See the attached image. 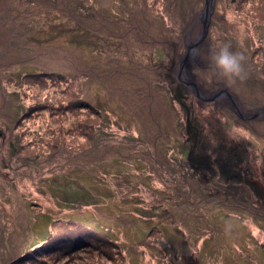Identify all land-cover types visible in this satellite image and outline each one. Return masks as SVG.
Instances as JSON below:
<instances>
[{
	"label": "rangeland",
	"instance_id": "rangeland-1",
	"mask_svg": "<svg viewBox=\"0 0 264 264\" xmlns=\"http://www.w3.org/2000/svg\"><path fill=\"white\" fill-rule=\"evenodd\" d=\"M63 1L85 12V23L70 22L68 28L52 12L55 0H5L0 6L3 61L14 54L8 42L18 44L10 42V33L30 31L19 38L24 45L18 51L24 52L26 61L0 75V264H8L6 253L39 243L53 220H62L54 226L58 229L75 220L108 234L122 249L126 264H264V217L253 208H241L251 190L245 185L230 187L220 178L207 184L210 177L197 185L185 159L195 127L191 118L196 120L194 139L205 150L218 142L245 147L252 179L264 194V127L258 136L257 124L264 113L242 120L226 95H218L224 90L246 117L264 108L259 89L264 87V57L257 64L248 55L260 46L252 45L261 40V31L241 22L230 0H214L207 35L195 49L199 55L189 53L188 47L202 34L206 0H201L198 9L189 13L181 9L174 12V20L165 18L166 25H156L166 41L158 34L154 50L136 48L129 41L128 47L110 40L122 26L120 7L112 0ZM156 1L160 2L147 4ZM237 1L239 6L240 0H233ZM96 10L98 18L91 19ZM155 11L162 15L160 3L150 7L146 19L151 20ZM182 22L187 25L179 33ZM90 25H98L101 37L87 32ZM255 26L264 31L263 25ZM78 27L84 34H75ZM221 38H228V45L243 54L246 76L235 83L216 77L208 86L204 81L211 55L227 44ZM43 42L52 45L38 50ZM61 49H69L68 55ZM33 50L40 56L29 52ZM42 66L61 75L48 74L44 83L43 77L30 80L23 75L44 72ZM112 75L121 77L119 94L105 85L113 83ZM191 82L201 95L217 98H197ZM170 86L191 97L195 107L190 117L169 92ZM79 97L90 109L96 105L97 111L88 108L84 115L72 111L82 102L71 105L72 110L68 104L65 115L50 117L57 114L50 107L64 108ZM224 189L248 191V196L227 201L219 196ZM56 241L57 247L65 242L64 237ZM57 250L45 264L94 259L93 254L76 253L68 258Z\"/></svg>",
	"mask_w": 264,
	"mask_h": 264
},
{
	"label": "trees",
	"instance_id": "trees-1",
	"mask_svg": "<svg viewBox=\"0 0 264 264\" xmlns=\"http://www.w3.org/2000/svg\"><path fill=\"white\" fill-rule=\"evenodd\" d=\"M54 1V0H52ZM160 2L156 1L153 3L152 6H149L147 4V0H112V3H114L117 7H120L119 10L121 12V27L116 30L117 33H115L114 36L110 37V40L114 41L116 40L117 42L121 43L122 45H127L128 47V41L132 43V45L136 48H140L141 45H145L146 47H149L150 49H153V45H156L158 43L156 36L161 33L163 35V38H165L166 41V36L164 35V32L162 29H157L156 25L165 24L164 19L169 22L172 19L174 20L173 14L176 11H179L181 13V9L184 11L188 10V13L190 12L191 8L192 11L197 8L196 5L201 3V0H159ZM191 1V2H190ZM5 2V0H0V6H3L2 4ZM105 3V2H104ZM110 3V2H109ZM160 3L163 13L162 15L159 16L158 12H154V15L151 13L150 17L151 20L146 19L148 16H145L146 12L150 9V7L154 8L155 4ZM230 4L234 3V9L237 13H240L238 15L236 13V17L241 20H245L252 24L251 28L253 27L255 30H260L261 34L263 36L260 37V39L264 43V31L261 30L259 27H256V24H260L264 26V0H240L239 1V6H238V1L233 2V0H230ZM52 12L56 13L59 20L64 23L68 28L71 26L70 22H75L76 26L82 22L85 23L84 21V15L85 12L81 11L80 9H77L78 7L71 5H68V3H65V1H57L55 0L54 3H52ZM202 5V4H201ZM198 9V8H197ZM100 11L96 10L93 13L90 14V18L96 20L98 18V14ZM54 13V14H55ZM197 13V11L195 12ZM165 14V15H163ZM2 14L0 13V17ZM153 16V17H152ZM218 16V14L216 15ZM245 16V17H244ZM18 17L16 18V21L18 20ZM107 19L116 22V20L112 19L111 17H107ZM73 20V21H72ZM0 21L1 18H0ZM157 21L156 24L153 22ZM78 23V24H77ZM19 24V21H17V25ZM155 25V27H154ZM187 25V23H181V28L179 33L183 30V27ZM213 26H217L214 24ZM211 26V27H213ZM147 27V28H146ZM89 30H87L88 33H93V37L95 39H98L100 36V31L98 25H90ZM82 28H75V34L77 35H82L84 33L82 32ZM153 30V31H152ZM32 31V30H31ZM90 31V32H89ZM30 32V31H29ZM27 30L25 31L24 29L22 31H19V35L16 36L14 33H10L12 35V38L10 40L11 43H16V47H14L12 44H9L10 49L13 51V55L10 58H6L7 61H3L2 58H4V53L0 54V75L2 72L4 74H7L8 71L11 68H14V66H19L20 64H23L26 60L23 58V53L21 54L19 49L22 48L21 45H24V40H19L24 38V36H27L29 33ZM21 36V37H20ZM50 37V36H49ZM0 38H1V32H0ZM222 40H226L225 45L229 44V39L228 38H221ZM47 40H50L47 39ZM261 40H256L254 45L252 46H257V44H260V46H257V48L253 49L248 55L254 59V62L258 64L257 59H261L262 56L264 57V44L262 43ZM28 45H32L31 42L26 43ZM40 44V43H38ZM49 45H52L50 42H43L41 45L37 46L39 47L38 50L47 48ZM148 45V46H147ZM230 47V45H228ZM219 49V48H218ZM32 50V49H31ZM54 50V48H52ZM65 55H68L69 49H61ZM154 50V49H153ZM230 50L235 52V48H231ZM30 53H34L35 56H40V54L35 53V51H29ZM236 53V52H235ZM157 56H155L159 61H162V57L158 55L159 53H155ZM45 56L46 54L43 53L41 54ZM247 55V54H244ZM28 57V56H27ZM256 60V61H255ZM30 61V60H28ZM200 67V66H198ZM42 71H27L23 75H25L26 79H40L43 77V83L46 81V76L48 74L50 75H61L59 73H53L56 71H53L52 69H47L46 67L42 66ZM47 70H50L51 72L45 73ZM38 77H37V76ZM113 78H115L110 85L105 83L106 87L108 88H116L119 87L120 89L122 88L119 84L120 80V75H112ZM124 75H122L123 77ZM132 79V78H131ZM128 79V83L129 80ZM54 80V79H52ZM39 83L43 84L42 82L39 81ZM121 83V80H120ZM118 89V88H116ZM120 89H118V94L121 93ZM260 91H263L264 94V87L262 86L259 88ZM81 92L79 93L80 95L83 93V90L79 88ZM182 91V90H181ZM169 92H171V95L175 96V100L178 104H180V107L183 108L187 114L190 115L193 113L191 110L194 109V105L192 102V99L190 96L183 94L180 92L178 89L175 90L173 87H169ZM117 94V95H118ZM76 95V94H75ZM136 95V94H134ZM120 98L123 99L122 95L120 94ZM136 97L132 96V99H135ZM84 100V101H83ZM124 100V99H123ZM141 101L140 99H138ZM84 102V104L79 105V107L73 109L71 105H77ZM136 102V101H135ZM149 104L152 102L151 100L146 101ZM87 101L85 99H82L81 97L79 98H74L73 101L67 102V106L64 108H58L53 105V107H50L51 112L57 113V114H50L51 118L57 117L58 112H62L61 115H65L64 111L67 110L66 107H68L69 104V109L72 111H75L77 114L84 115L86 110H88V106H86ZM126 103V102H123ZM138 103V102H136ZM188 103V104H186ZM263 103V102H259ZM93 104V103H92ZM96 105H92V108L89 110L92 111H97L96 110ZM152 107V106H151ZM33 113V112H32ZM32 113L24 116L26 119L31 118ZM99 113V112H98ZM57 115V116H56ZM60 117V116H59ZM62 117V116H61ZM60 117V118H61ZM190 119V120H189ZM188 121L191 122L193 127V132L190 133V144L187 142L189 145V152L188 155L185 157L187 160V164L189 165V170L193 172V174L196 176V184L200 180H205L206 178L210 177V179H207V184L211 183V180H214L216 178H220L219 180L222 181L223 183H226V185H230V187H235V188H240L245 185V187H248L252 193L249 192L248 196V191L247 194H244V192L240 191L239 193H236L235 191H225V193H221V195L226 196L227 201L230 198H235L238 201H240V198L242 196H248L245 199V202L243 206L241 207L243 209L248 210V207L251 209L253 208L257 212L262 214V217H264V194L261 192V188L258 187L256 182L252 179L253 172L250 169V166L247 162V150L245 147L242 145L238 144H231V145H226L224 142H218L214 144V147L209 150H205L203 145L201 144L202 142L200 140H196L195 138V130H196V120H193L191 118H188ZM55 123V122H54ZM57 125L59 123H56ZM258 127L260 128L261 132L258 134V136H262V128L264 127V119L262 121H259ZM191 128V126H190ZM257 134V133H256ZM95 147L98 148V145H95ZM199 152H197V151ZM75 155V154H72ZM216 183V182H215ZM202 183H198L197 185H201ZM220 195V193H219ZM222 197V196H221ZM254 198V200H253ZM259 199L263 200L259 202ZM223 199L217 198L218 203H222ZM241 203V202H240ZM240 208V209H241ZM260 209V210H259ZM62 221V220H61ZM60 220H53L50 222L49 227L47 229V235L45 238H42L39 243L34 244L31 247L25 248L24 251L17 252L18 250L11 251L9 253L5 254V261H8V264H45V261L47 260V256H53L55 255L57 249H61V256L66 255L68 258L71 257L73 253H76V255L81 256L84 254H90L94 256V259H88L86 261L84 258L82 260H85L86 263L84 264H126V257L122 251V249L119 247L117 242H114L112 238L108 234H103L102 231H98L96 228L91 227V225H85L84 222L80 221H75L72 220L71 223H68L65 221V225L62 229H58L54 226L58 222H61ZM68 225V226H66ZM67 227V229H65ZM64 237V243L62 242L61 245H58V247L55 245L56 239ZM170 246V245H169ZM57 248V249H55ZM172 248V247H171ZM71 254V255H70ZM58 257V255L56 256ZM92 257V256H91ZM52 260H55L53 258ZM4 261V259H3Z\"/></svg>",
	"mask_w": 264,
	"mask_h": 264
},
{
	"label": "clouds",
	"instance_id": "clouds-1",
	"mask_svg": "<svg viewBox=\"0 0 264 264\" xmlns=\"http://www.w3.org/2000/svg\"><path fill=\"white\" fill-rule=\"evenodd\" d=\"M193 51L195 55H199L196 50ZM244 59L242 53L231 51L228 45L220 47L211 55L210 67L206 69L208 75L204 83L211 86L213 79L216 77L227 78L232 83L245 79Z\"/></svg>",
	"mask_w": 264,
	"mask_h": 264
},
{
	"label": "water",
	"instance_id": "water-1",
	"mask_svg": "<svg viewBox=\"0 0 264 264\" xmlns=\"http://www.w3.org/2000/svg\"><path fill=\"white\" fill-rule=\"evenodd\" d=\"M213 3H214V0H206V3H205V7L203 9V12L201 14V16L203 17V20H202V34L196 39V41H194L189 47H188V52L190 53V51L192 53H194L193 50L196 49V47L201 44L204 40V38L206 37L207 35V32H208V27H209V22H210V15L212 13V10H213ZM188 58V55L186 56V59ZM189 87L190 89L193 91V93L195 94V96L197 98H200L204 101H208V100H213L215 98H217V96L215 97H212L211 99H209V97H206V96H203L201 95L197 88H196V85L194 82H191L189 83ZM225 94L226 97L229 99L230 103H231V109L233 110V112L242 120H248V119H253V118H257L259 117L260 114L264 113V108L263 109H259L257 110L254 114H252L250 117H246L244 116L243 114L240 113V111L238 110L237 108V104L236 102L234 101V99L229 95L227 94L224 90L219 92L218 95H221V94Z\"/></svg>",
	"mask_w": 264,
	"mask_h": 264
},
{
	"label": "flooded vegetation",
	"instance_id": "flooded-vegetation-1",
	"mask_svg": "<svg viewBox=\"0 0 264 264\" xmlns=\"http://www.w3.org/2000/svg\"><path fill=\"white\" fill-rule=\"evenodd\" d=\"M219 196H223V195H221V193H220V195Z\"/></svg>",
	"mask_w": 264,
	"mask_h": 264
}]
</instances>
